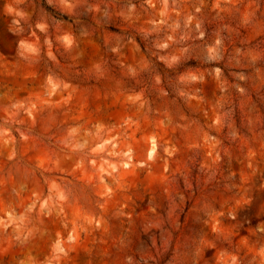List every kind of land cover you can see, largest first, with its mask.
<instances>
[{
	"label": "clouds",
	"instance_id": "9594fccd",
	"mask_svg": "<svg viewBox=\"0 0 264 264\" xmlns=\"http://www.w3.org/2000/svg\"><path fill=\"white\" fill-rule=\"evenodd\" d=\"M0 264H264V0H0Z\"/></svg>",
	"mask_w": 264,
	"mask_h": 264
}]
</instances>
